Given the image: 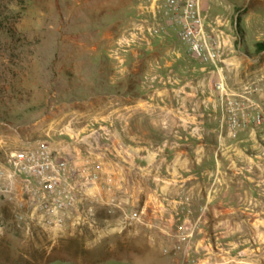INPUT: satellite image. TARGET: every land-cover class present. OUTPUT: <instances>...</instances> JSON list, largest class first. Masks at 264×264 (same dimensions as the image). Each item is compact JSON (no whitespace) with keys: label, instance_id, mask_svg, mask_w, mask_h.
Returning a JSON list of instances; mask_svg holds the SVG:
<instances>
[{"label":"crops","instance_id":"crops-1","mask_svg":"<svg viewBox=\"0 0 264 264\" xmlns=\"http://www.w3.org/2000/svg\"><path fill=\"white\" fill-rule=\"evenodd\" d=\"M211 1L201 0V6L208 32L221 42L215 64L201 62L177 39L175 26L162 14L163 0L138 3L142 29L127 45L141 55V94L130 89L129 79L123 92L117 79L111 81L114 104L101 115L108 123L94 126L108 128L110 136L97 143L101 150L92 156V172L98 181L85 195L97 207L112 200L125 205L139 216L135 228L192 230L188 242L163 240L188 245L186 252H175V264H264L263 127L232 136L224 122L213 85L222 80L237 87L244 67L236 36L226 21L217 23L208 13ZM160 25L164 32L148 33ZM175 129L188 141L162 162L150 149L172 138ZM46 139L68 154L71 164H83L86 146L71 145L65 137Z\"/></svg>","mask_w":264,"mask_h":264},{"label":"rangeland","instance_id":"rangeland-1","mask_svg":"<svg viewBox=\"0 0 264 264\" xmlns=\"http://www.w3.org/2000/svg\"><path fill=\"white\" fill-rule=\"evenodd\" d=\"M139 2L0 0V162L39 140H76L108 123L101 115L114 104L112 80L123 92L129 79L141 94V55L127 45L142 29ZM209 6L236 36L242 82L258 85L264 108V51L255 46L264 42V0H212ZM89 203L94 212L84 225L43 228L18 220L14 204L1 202L0 264H175L183 248L163 240H189L188 229L125 225L130 212L123 204Z\"/></svg>","mask_w":264,"mask_h":264},{"label":"built area","instance_id":"built-area-1","mask_svg":"<svg viewBox=\"0 0 264 264\" xmlns=\"http://www.w3.org/2000/svg\"><path fill=\"white\" fill-rule=\"evenodd\" d=\"M161 7L163 16L175 26V35L186 45L187 51L203 63L215 64L221 42L206 28L201 0H163ZM164 31L165 25L148 28L151 35ZM213 90L217 92L224 122L232 136L240 130L264 124V108L256 98L259 87L255 82L243 81L232 88L217 80ZM194 129H191L193 135L197 134L193 133ZM109 136L108 128H95L86 138L70 140L71 145L87 147L85 157L81 158L83 164L79 166L71 164L68 154L47 139L10 152L5 161L0 162V203L10 201L14 204L18 220H27L43 228L89 222L94 207L86 199L85 188L98 181V176L92 172L95 163L92 156L101 150L97 146L98 141ZM187 141L188 137L175 129L173 137L162 142L153 153L158 160L166 163L168 152L176 151ZM162 168L160 165L159 171ZM109 204L121 205L116 200ZM138 217L129 214L125 217V225H133ZM191 235L192 230L189 237ZM176 247L180 248L179 245ZM183 249L186 252L188 245Z\"/></svg>","mask_w":264,"mask_h":264},{"label":"trees","instance_id":"trees-1","mask_svg":"<svg viewBox=\"0 0 264 264\" xmlns=\"http://www.w3.org/2000/svg\"><path fill=\"white\" fill-rule=\"evenodd\" d=\"M255 46L258 51H264V42H257Z\"/></svg>","mask_w":264,"mask_h":264}]
</instances>
